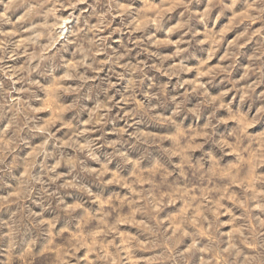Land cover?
Listing matches in <instances>:
<instances>
[{
	"label": "clouds",
	"instance_id": "clouds-1",
	"mask_svg": "<svg viewBox=\"0 0 264 264\" xmlns=\"http://www.w3.org/2000/svg\"><path fill=\"white\" fill-rule=\"evenodd\" d=\"M0 264H264V0H0Z\"/></svg>",
	"mask_w": 264,
	"mask_h": 264
}]
</instances>
